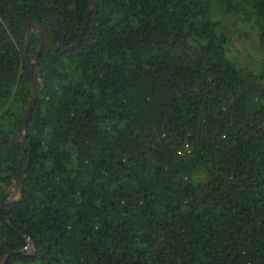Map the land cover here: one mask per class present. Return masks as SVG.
Listing matches in <instances>:
<instances>
[{
    "label": "trees",
    "instance_id": "16d2710c",
    "mask_svg": "<svg viewBox=\"0 0 264 264\" xmlns=\"http://www.w3.org/2000/svg\"><path fill=\"white\" fill-rule=\"evenodd\" d=\"M91 1L0 0V264H264V0Z\"/></svg>",
    "mask_w": 264,
    "mask_h": 264
},
{
    "label": "water",
    "instance_id": "95a60500",
    "mask_svg": "<svg viewBox=\"0 0 264 264\" xmlns=\"http://www.w3.org/2000/svg\"><path fill=\"white\" fill-rule=\"evenodd\" d=\"M95 5H96V0H92L91 1V6H90V10L86 16V19L84 20L82 26H81V29H80V32L78 34V37L76 38V41L70 45V46H66L65 45V31H64V28L62 26V24L50 13L48 12H41V11H33L31 14L27 15L26 16V21H27V24H28V30H27V37H26V41H25V44L27 45L28 44V41L31 37V34H32V31H36L37 33H39L40 37H41V44L39 46V49H38V53L35 57V60L38 61L39 59V56H40V53L44 47V41H45V38H44V35L42 34V31H41V28L39 26H37L36 24L33 23L32 21V16L34 15H41V16H44L46 17L53 25L54 27L57 29V31L59 32L61 38H62V43L64 46H66V48H69V49H73L75 47H77L84 34H85V31H86V28H87V25L89 23V19H90V16L95 8ZM32 60L28 57V60H27V66H28V69L31 73V76H32V81H33V95H32V98L30 100V103L26 109V112H25V115H24V118L21 122V125L19 126V128L17 129L14 137H13V142H14V154H15V158L17 160V164H18V169H17V176H16V179H15V182L13 184V188H15V193L13 195L12 198H10L7 203H10V202H14V201H17V200H20V199H23L24 197V191H25V175H24V172H23V167H22V154H20L19 152V148H18V141H19V138L20 136L23 134V133H26L27 131V128H28V123H29V120H30V117H31V113H32V110L34 109L35 107V104H36V101H37V98H38V95L40 93V78L38 77V72H37V68L35 67V70H33L32 68ZM25 140V138H24ZM15 197H19V199H15ZM3 218L6 219L7 221H9V218L6 217L5 215H3ZM28 240H29V245H32V240L29 236H27ZM17 251H22L21 250H17ZM15 251H10L8 252V254L6 255L5 259H4V264L7 263V259L9 258V256L14 253Z\"/></svg>",
    "mask_w": 264,
    "mask_h": 264
},
{
    "label": "rangeland",
    "instance_id": "374dc122",
    "mask_svg": "<svg viewBox=\"0 0 264 264\" xmlns=\"http://www.w3.org/2000/svg\"><path fill=\"white\" fill-rule=\"evenodd\" d=\"M239 32L240 31H237V34L235 36H239ZM236 47H238V53H236V51H235V54L239 57L241 62L246 63V64H250L251 67H253V66L255 67L256 58L254 56L255 53L253 51V45L251 43V40L249 38H247L246 41H244L243 39H239V37H237L235 39L233 46L231 47V50L233 48L235 50ZM251 53L253 55H251Z\"/></svg>",
    "mask_w": 264,
    "mask_h": 264
}]
</instances>
